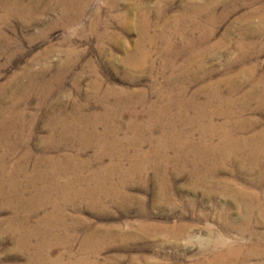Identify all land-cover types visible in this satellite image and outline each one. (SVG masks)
<instances>
[{
  "label": "rangeland",
  "instance_id": "1",
  "mask_svg": "<svg viewBox=\"0 0 264 264\" xmlns=\"http://www.w3.org/2000/svg\"><path fill=\"white\" fill-rule=\"evenodd\" d=\"M263 88L264 0H0V264H203L264 247ZM159 89L169 116L223 126L190 133L187 165L171 139L151 151ZM98 118H114L104 151L70 133Z\"/></svg>",
  "mask_w": 264,
  "mask_h": 264
},
{
  "label": "bare ground",
  "instance_id": "2",
  "mask_svg": "<svg viewBox=\"0 0 264 264\" xmlns=\"http://www.w3.org/2000/svg\"><path fill=\"white\" fill-rule=\"evenodd\" d=\"M69 10V9H68ZM30 13V12H29ZM197 14V13H196ZM80 16V15H79ZM145 15H143V17H144ZM195 17V16H194ZM217 19V18H216ZM142 29H144V26H143V28H141V33L143 34L142 35V39L141 40H146V39H148V37H147V35L145 34V33H143L142 32ZM195 30V29H194ZM181 38V37H180ZM149 41V40H148ZM150 41H151V39H150ZM166 43V45H168V41H166L165 42ZM165 45V46H166ZM167 47V46H166ZM259 48V47H258ZM201 50V49H200ZM193 53V52H192ZM144 60V58L143 59H141L140 61H139V64L142 62ZM162 63V62H161ZM142 64V63H141ZM183 65V64H182ZM201 67V66H200ZM196 68V67H195ZM254 69V68H253ZM249 74L250 75H254L253 74V71H251V72H249ZM262 80V79H261ZM254 87V86H253ZM264 89V88H263ZM109 92V91H108ZM110 92H112V90H110ZM158 101L157 102H159L161 105L159 106V104H158V107L159 108H156L155 106V108H156V110H153V108L151 109V116H153L154 114H156V116L154 117H152L155 121L153 122V119H150L151 120V127H157V126H159V130L160 131H162V135L159 137V136H157L158 137V140H157V142H155V145L154 146H152L153 148H152V152L153 151H157L158 149H159V147L160 146H164V145H166L168 142H166L167 140H170L171 139V141H174L175 143H174V145L175 146H177L178 148H176V149H182V150H186L187 152L186 153H184V155H185V157L183 158V156L180 154L179 156H180V159L181 160H183L182 162H183V164H185V162L187 161L186 160V157L187 156H189V155H187V153H188V150L189 151H191V148L195 145L194 144V140H193V138L191 137L192 136V134H190L191 132H193V131H196L197 133H199V138H200V141H198L199 143L201 142L202 143V141H203V139H205L206 141L209 139V137H211V136H213V135H211V136H209L210 135V133H209V130L210 131H217V130H221L222 128H223V126L222 125H217V124H214L213 122H212V120H213V117H214V115L215 114H213V112H211L210 111V113H208V115L207 116H209V120H206V126L204 127V126H202L201 124H199L198 123V121H201V116L199 117V119H197V115H196V118L195 119H197L198 121H196V120H191V119H186L185 117H183V118H180V117H174V115H171V116H169L170 115V113L171 112H173L174 110H172V105H174V103L172 102V99H169V97H172V91L171 90H169V89H166V91L164 90V89H159L158 91ZM183 92V91H182ZM115 93V92H114ZM120 93V92H119ZM184 93H185V90H184ZM117 94V93H116ZM207 94V93H206ZM187 95V94H186ZM255 95V94H254ZM111 96V95H110ZM115 96V95H114ZM120 96V95H119ZM181 96V95H180ZM253 96V95H252ZM105 97V96H104ZM108 97V96H107ZM117 97V96H116ZM255 97V96H254ZM103 98V97H102ZM180 98H182V96L180 97ZM180 98H178V99H180ZM107 99V98H106ZM104 100V99H103ZM127 100V99H126ZM210 100V99H209ZM177 101V100H176ZM179 101V100H178ZM181 101V100H180ZM191 101V100H190ZM212 101V100H211ZM106 102V101H105ZM135 103V102H134ZM183 103H184V101H183ZM208 103V102H207ZM122 104H123V102H122ZM129 104V103H128ZM194 104V103H193ZM110 105V104H109ZM103 106V105H102ZM127 106V105H126ZM176 106V105H175ZM128 107V106H127ZM186 107V106H185ZM192 107V106H191ZM217 107V106H216ZM117 108V107H116ZM203 109H204V107H202ZM205 108H206V106H205ZM128 109V108H127ZM180 109V108H179ZM197 109V108H196ZM201 109V108H200ZM109 110V109H108ZM114 110V109H113ZM124 110V109H123ZM188 110V109H187ZM186 110V111H187ZM185 111V112H186ZM199 111H204V110H199ZM112 112V111H111ZM122 112V111H121ZM177 112V111H176ZM180 112V111H179ZM182 112V111H181ZM207 112V111H206ZM198 113V112H197ZM214 113H215V111H214ZM219 113V112H218ZM228 113V112H227ZM102 114V113H101ZM104 114V113H103ZM114 114V113H113ZM176 114V113H175ZM233 114V113H232ZM111 115V114H110ZM177 115V114H176ZM187 115V114H186ZM194 115V114H193ZM113 116V115H112ZM118 116V115H117ZM185 116V115H184ZM111 117V116H110ZM174 117V118H173ZM187 117V116H186ZM218 117V116H217ZM190 118V117H189ZM204 118V117H203ZM207 118V117H206ZM231 118V117H230ZM107 119V118H106ZM130 119V118H129ZM220 119V118H219ZM113 120V121H112ZM203 120V119H202ZM99 121H101V123L99 124ZM149 122V121H148ZM226 122V121H225ZM75 123H77V124H75ZM113 123H114V118L112 119V118H108V120H104V118H98V119H93V121H91V120H86V119H82L81 121L80 120H76V121H74V124H73V126H72V132H70V133H72V134H74L75 136L77 135V136H82V137H84V138H87L86 140H85V143L87 144V145H94V147L99 151V149H102L103 151L104 150H108V149H110L109 148V146L112 144V142L110 141V140H108V138H107V136L109 135V134H112L114 131H115V128L113 127ZM150 123V122H149ZM224 123V122H223ZM236 123V122H235ZM104 124H105V126L106 127H103L104 126ZM230 124V123H229ZM5 125H7V124H5ZM99 125H101L103 128H102V130L101 131H99V130H97V128H98V126ZM142 125V124H141ZM144 125V124H143ZM147 125V124H146ZM224 125V124H223ZM236 125V124H235ZM148 126V125H147ZM248 126V125H247ZM232 127V126H231ZM238 127H241V126H238ZM246 127V126H245ZM105 128V129H104ZM135 128V127H134ZM149 128V127H148ZM209 129V130H206V129ZM229 128V127H228ZM68 129H69V127H68ZM5 130V129H4ZM104 131V132H103ZM146 131V130H145ZM101 132H103V133H101ZM221 132V131H220ZM236 132V131H235ZM148 133V132H147ZM153 133V132H152ZM194 133V132H193ZM233 133H234V131H233ZM264 133V132H263ZM68 134V133H67ZM143 134V133H142ZM231 133H229V134H223V135H221V144L222 143H224V142H226V143H228V145L230 144H232L233 142L232 141H234V140H232V138L229 136ZM238 134V133H237ZM73 135V136H74ZM90 135H91V137H90ZM116 135V134H115ZM144 135V134H143ZM142 135V136H143ZM262 135V134H261ZM7 136V135H6ZM25 136V135H24ZM147 136V135H146ZM183 136H185V138H183ZM250 136V135H249ZM260 136V135H259ZM123 137V136H122ZM128 137V136H127ZM235 137V136H234ZM71 137L69 136V139H70ZM119 138V137H118ZM134 138V137H133ZM252 138V137H251ZM250 138V139H251ZM254 138V137H253ZM65 139H66V137H65ZM113 139V138H112ZM144 139V138H143ZM149 139V138H148ZM260 139V144H259V146L257 147V150H261V151H263L264 152V139H262V138H259ZM75 139H73V141H74ZM142 140V139H141ZM58 141V140H57ZM117 140H114L113 142H114V144H117L118 142H116ZM140 141V140H139ZM145 141V140H144ZM143 141V142H144ZM147 141H149V140H147ZM156 141V140H155ZM247 141H249V140H245L244 139V143H246ZM80 142H82V141H80ZM237 143V145L239 144V141H234V143ZM251 142V141H250ZM171 143V142H170ZM173 143V142H172ZM243 143V144H244ZM168 145V144H167ZM196 145H197V143H196ZM208 145H210V144H208ZM215 145V144H214ZM55 146H56V144H55ZM125 146V145H124ZM141 146H143L142 144H141ZM172 146V145H171ZM212 146V145H211ZM219 146H221V145H219ZM233 146V145H232ZM231 146V147H232ZM239 146V145H238ZM116 147H117V145H116ZM127 147V146H126ZM129 147V146H128ZM140 147V146H139ZM195 148H197V146H194ZM203 147V146H202ZM228 146H226L225 148H227ZM230 147V148H231ZM194 148V149H195ZM219 148V147H218ZM236 148V147H235ZM113 149V148H112ZM139 149V148H138ZM161 149V148H160ZM163 149V148H162ZM222 149V148H221ZM234 149V148H233ZM238 149V148H237ZM115 150V149H114ZM212 150V149H211ZM223 150V149H222ZM221 150V151H222ZM231 150H232V148H231ZM240 150V149H239ZM140 151H142V150H140ZM193 151V150H192ZM191 151V152H192ZM209 151V150H208ZM214 151V150H213ZM220 151V150H219ZM225 151V150H224ZM227 151V150H226ZM196 152V151H195ZM215 152V151H214ZM117 153H118V151H117ZM125 153V152H124ZM206 153V152H205ZM228 153V152H227ZM230 153V152H229ZM228 153V154H229ZM232 153V152H231ZM134 154H138V153H135L134 152ZM154 154V153H153ZM198 154V152L196 153V155ZM224 154V153H223ZM222 154V155H223ZM114 155V154H113ZM128 155V154H127ZM141 155V154H140ZM144 155V154H143ZM227 155V154H226ZM27 157L25 160H29V155L28 154H26V153H23V155H22V157ZM56 156V155H55ZM57 156H59V155H57ZM64 156V155H63ZM116 156V155H115ZM163 156V155H162ZM161 156V157H162ZM229 156V155H228ZM138 157H141V156H138ZM192 159H197V157L195 156H190ZM52 158H53V156H52ZM75 158V157H74ZM122 158V157H121ZM146 158V157H145ZM157 158V157H156ZM200 158H202V157H200ZM23 159V158H22ZM73 159V158H72ZM112 159V158H111ZM119 159V158H118ZM205 159V158H204ZM228 159V158H227ZM52 161H50V167H53L54 168V166H57V164H59V158H57V159H55V158H53V159H51ZM71 160V159H70ZM153 160V159H152ZM157 160V159H156ZM202 160V159H201ZM75 161V160H74ZM140 161H141V159H140ZM158 161V160H157ZM180 161V160H179ZM64 162H65V160H64ZM195 162V161H194ZM197 162V161H196ZM195 162V163H196ZM200 162V161H199ZM207 162V161H206ZM82 163V162H81ZM154 163V162H153ZM90 164V163H89ZM199 164V163H198ZM207 164H208V162H207ZM72 165V164H71ZM76 165V164H75ZM84 165V164H83ZM185 165H187V164H185ZM203 165V164H202ZM85 166V165H84ZM88 166V165H87ZM191 166V165H190ZM192 166H194L193 164H192ZM73 167V166H72ZM119 167V166H118ZM53 168H51V169H53ZM64 168V167H63ZM133 168V167H132ZM179 168V167H178ZM183 168V167H182ZM181 168V169H182ZM19 168H18V166H15L13 169H10V173H9V178H10V184H9V189L11 190V188L12 189H15V175H18V174H15V173H17V170H18ZM49 169V168H48ZM56 169V168H55ZM86 169V168H85ZM197 169V168H196ZM214 169V168H213ZM65 170V169H64ZM121 170V169H120ZM76 171V170H75ZM211 171V170H210ZM39 172H41V171H39ZM39 172H36V173H39ZM49 172V171H48ZM88 172V171H87ZM130 172V171H129ZM128 172V173H129ZM141 172V171H140ZM109 173V172H108ZM114 173V172H113ZM125 173H127V172H125ZM196 173H197V171H196ZM55 174V173H54ZM71 174V173H70ZM76 174H77V172H76ZM80 174V173H79ZM78 174V175H79ZM103 174V173H102ZM117 174V173H116ZM195 174V173H194ZM51 175V174H50ZM60 175H62V174H60ZM72 175V174H71ZM74 175V174H73ZM82 175V174H81ZM92 175V174H91ZM131 175V174H130ZM207 175H209V173L207 174ZM64 176V175H63ZM125 176V175H124ZM205 176V175H204ZM55 177V176H54ZM61 177V176H60ZM59 177V178H60ZM66 177V176H65ZM74 177H76V176H74ZM77 177H79V176H77ZM81 177V176H80ZM101 177V176H100ZM138 177V176H137ZM215 177V176H214ZM196 178V177H195ZM200 178V177H199ZM205 178V177H204ZM106 179V178H105ZM109 179V178H108ZM201 179V178H200ZM60 180V179H59ZM102 180V179H101ZM107 180V179H106ZM123 180V179H122ZM207 180V179H206ZM67 181V180H66ZM73 181V180H72ZM78 181V180H77ZM97 181V180H96ZM204 181V180H203ZM57 182V181H56ZM136 182V181H135ZM200 182V181H199ZM53 183V182H52ZM55 183V182H54ZM53 183V184H54ZM88 183V182H87ZM93 183H94V181H93ZM228 184V183H227ZM63 185V184H62ZM61 185V186H62ZM74 185V184H73ZM88 185V184H87ZM94 185V184H93ZM118 185V184H117ZM48 186V185H47ZM71 186V185H70ZM80 186V185H79ZM49 187V186H48ZM52 187V186H51ZM56 187H58V186H56ZM60 187V186H59ZM75 187V186H74ZM97 187V186H96ZM228 187H229V185H228ZM231 187V186H230ZM90 188V187H89ZM101 188V187H100ZM103 188V187H102ZM44 189V188H43ZM49 189H51V188H49ZM63 189V188H62ZM228 189V188H227ZM95 190V189H94ZM243 190V189H242ZM89 191V190H88ZM117 191V190H116ZM49 192V191H48ZM60 192V191H59ZM227 192H229V191H227ZM64 193V192H63ZM69 193V192H68ZM87 193V192H86ZM95 193V192H94ZM103 193H104V191H103ZM102 193V194H103ZM243 193V192H242ZM241 193V194H242ZM72 194V193H71ZM75 194V193H74ZM101 194V195H102ZM107 194V193H106ZM120 194V193H119ZM58 195H60V194H58ZM61 195H63V194H61ZM60 195V196H61ZM76 195V194H75ZM100 195V196H101ZM105 195V194H104ZM114 195V194H113ZM71 196H73V195H71ZM81 196V195H80ZM106 196V195H105ZM111 196V195H110ZM243 196H246V195H243ZM47 197V196H46ZM50 197V196H49ZM69 197V196H68ZM78 198V197H77ZM116 198V197H115ZM70 200V199H69ZM95 200V199H94ZM47 201V200H46ZM50 201V200H49ZM62 201V200H61ZM43 203V202H42ZM63 203V202H62ZM55 204V203H54ZM95 204V203H94ZM100 204V203H99ZM50 205V204H49ZM98 205V204H97ZM44 206V205H43ZM59 206V205H58ZM42 207V206H41ZM56 207V206H55ZM252 207V209H253V206H251ZM261 207V206H260ZM63 208V207H62ZM261 209V208H260ZM56 210V209H55ZM61 211V210H60ZM262 211V210H261ZM259 212V211H258ZM260 213V212H259ZM258 213V214H259ZM55 214V213H54ZM264 215V214H263ZM263 215H261L260 217H261V219H262V221L264 220L263 219ZM52 216V215H51ZM58 218V217H57ZM61 218V217H60ZM249 218H245V220L247 221ZM59 220V219H58ZM64 220V219H63ZM42 221V220H41ZM50 221H51V218H50ZM49 221V222H50ZM54 221V220H53ZM49 222H48V218L46 217L45 218V224L47 225V228H50L49 227ZM52 222V221H51ZM51 222H50V224H51ZM56 222V221H55ZM249 222V221H248ZM65 224V223H64ZM20 225V224H19ZM40 225V224H39ZM44 225V224H43ZM51 226V225H50ZM55 226V225H54ZM58 226H60V225H58ZM63 226V225H62ZM26 227H29V226H27V225H24V227H22V229H21V226H19L18 227V229L21 231V234H22V237H23V239L24 240H21V241H23L24 243H23V245H20V247L22 246L23 248L25 247V245H26V243L29 241L28 239H30L31 238V236H30V234H31V229L30 228H26ZM56 227H57V225H56ZM66 228V227H65ZM62 229V228H61ZM34 230V229H33ZM64 230V229H63ZM47 232V231H46ZM20 233V232H19ZM34 233H36V231L34 230ZM50 236V235H49ZM35 237V236H34ZM28 241H27V240ZM43 239H45V238H43ZM40 240V239H39ZM41 241H43V240H40V242ZM203 241V240H202ZM247 241V240H246ZM30 242V241H29ZM243 242V241H242ZM49 243V242H48ZM246 243V242H245ZM44 245V244H43ZM41 246V245H40ZM53 246V245H52ZM21 247V248H22ZM32 247H34V246H32ZM22 248V249H23ZM38 248H39V246H38ZM28 250V249H27ZM33 250H34V248H33ZM41 250V249H40ZM29 252H30V250H29ZM33 252V251H32ZM41 252V251H40ZM43 252V251H42ZM38 254V253H37ZM45 254V253H44ZM256 254H258V255H261L262 257L264 256V247H259V246H256V245H248V244H240L239 246H235V247H233V246H229V245H227L226 247H225V250H223V252L221 251V252H216V251H214L213 250V252L212 253H209V255H208V257L206 256V258H207V262L206 263H204L203 262V264H246V261H247V259L249 258V257H251V256H254V255H256ZM41 255H42V253H41ZM33 257V256H32ZM36 257H38V256H36ZM49 257V256H48ZM39 258V257H38ZM45 258V257H44ZM60 258V257H59ZM84 258V257H83ZM206 260V259H205ZM259 260V259H258ZM37 261V260H36ZM46 261V260H45ZM48 261V260H47ZM250 261V260H249ZM51 262H53V261H51ZM78 263V262H77ZM76 263V264H77ZM80 263V262H79ZM78 263V264H79ZM36 264V263H35ZM67 264V263H66ZM73 264V263H72ZM260 264H264V259L260 262Z\"/></svg>",
  "mask_w": 264,
  "mask_h": 264
}]
</instances>
